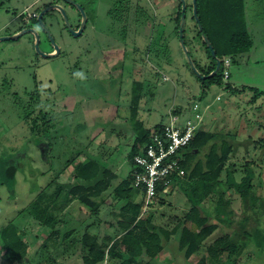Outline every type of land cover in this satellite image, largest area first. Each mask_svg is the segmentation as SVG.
Segmentation results:
<instances>
[{"label": "rangeland", "instance_id": "obj_1", "mask_svg": "<svg viewBox=\"0 0 264 264\" xmlns=\"http://www.w3.org/2000/svg\"><path fill=\"white\" fill-rule=\"evenodd\" d=\"M51 1L0 0V37L22 31L19 27ZM75 1L82 5L88 20L80 36L67 30L60 14L52 11L46 18L60 49L58 55L42 57L36 52L30 33L0 42V228L8 221L14 222L23 232L30 253L28 262L14 260L13 264H83V250L75 233L60 241L56 248H45L43 241L51 229L38 226L22 210L52 180L65 186L73 184L74 163L88 157L116 173V179L105 192L112 202L113 188L131 171L127 153L134 138L129 119L133 81L144 86L138 111V119L144 126L163 124L169 112L186 110L193 101L198 102L206 129L217 130L221 139L234 147L229 170L238 185L245 186L242 169L249 163L257 198L250 203V209L244 208L239 194L227 188L226 183L233 182L222 181L220 188L231 201L233 215L226 219L228 225L221 224L213 237L236 231L245 214L249 217L245 229L259 227L264 232V203H260L264 199L261 162L264 94H256L264 92V0H245V20L252 41L250 51L229 57L228 78L220 85L214 79L204 90L187 66L175 30L178 0H96L93 10L88 1ZM185 1L186 48L192 60L201 66L206 55L195 36L192 0ZM60 2L75 28L78 12ZM35 31L40 33V51L50 53L52 44L38 27ZM157 43V48L163 49L151 51ZM33 91H38L33 98V116L43 108L54 119L48 133L40 130L34 133L22 119L21 107L29 99L25 93ZM205 105L209 109H204ZM130 187L131 200L139 201L141 195ZM53 189L54 185L49 192ZM169 189L174 192L159 196L166 204L157 199L147 211L142 209V214L153 213L154 221L162 223L169 216L186 211L189 205L185 196L175 185ZM214 200L215 195L203 202L206 213L211 214ZM55 209L54 214L68 221L61 228L63 231L79 230L81 225L92 223L91 231L99 234L103 246L105 236L118 237L110 214L113 208L108 204L101 206L98 218L91 217L88 208L76 200L67 203L59 198ZM210 222L214 219L210 218ZM196 223L187 224L196 229ZM175 241L170 240L168 250L164 255L157 254L153 264L197 262V255L185 262L176 251ZM0 264H6L1 249ZM98 264L111 262L105 259ZM236 264H264V244L256 248L248 243Z\"/></svg>", "mask_w": 264, "mask_h": 264}, {"label": "trees", "instance_id": "obj_2", "mask_svg": "<svg viewBox=\"0 0 264 264\" xmlns=\"http://www.w3.org/2000/svg\"><path fill=\"white\" fill-rule=\"evenodd\" d=\"M61 1L66 3L64 0ZM86 1L92 5L93 10L96 0ZM52 3H56V0H52L43 8ZM66 4L77 11L72 5ZM52 13L47 12L42 17V21L48 29L49 24L46 18L51 16ZM196 14L202 30H199L192 16L196 30L195 36L206 55V61L201 66L192 61L201 75L210 74L216 67V61L204 42L202 34L207 37L218 59L223 57L233 58L250 51L252 41L245 20V0H196ZM78 15L77 26L80 21L79 12ZM37 16L38 13L32 18L30 26L35 30L38 27L47 39ZM180 16L181 3L179 1L178 12L174 17L177 34ZM76 27H73V29H76ZM184 38L185 29L183 28ZM184 43L186 45L185 39ZM157 45L158 43L150 50L158 52L163 49L157 48ZM187 66L191 70L188 63ZM192 73L196 75L193 71ZM198 79L202 90L214 79H216L217 84H222V65L220 64L214 76L205 80H201L199 77ZM226 86L228 87V84ZM228 88L234 90L232 87ZM37 92L25 93L29 99L27 104H23L21 107L22 119L34 133L37 134L39 130L48 133L54 126L52 116L50 117L49 113L43 108H39L38 114L33 116L34 107L32 103L33 98L38 96ZM143 94L144 86L142 82L133 81L130 89L129 119L134 138L127 153L131 171L125 179L113 188V200L110 204L113 208L110 214L114 218L115 227L119 233L118 237L105 236L103 241L106 240V246H103L99 234L91 231L92 223L81 225L79 230L69 228L63 231L61 228L67 225L68 221L54 214L57 210L55 208L59 203V198H62L63 202L67 203L76 200L79 204L88 208L91 217H99L100 208L104 204L103 194L111 187L117 175L114 171L100 165L97 160L88 157L74 163L72 179L75 182L73 184L65 186L56 180H52L22 210L34 218L38 226H46L51 229L50 235L43 241V246L45 248L47 246L56 248L60 241L75 233L78 236L77 240L80 248L83 250L81 255L83 264H98L105 259H109L111 264H153L156 255L171 238H175L177 241L178 250L182 252L185 260L193 255L199 257L196 264H225L227 262L236 264L248 243H252L256 248H262L264 232L259 227H255L250 231L245 229L249 219L246 214L238 221L236 231L213 237L218 227L221 224L228 225L229 221L226 222V219H230L233 215L231 201L224 197V191L220 188L222 181L225 182L226 180L228 182V180H231L233 182L232 185L226 183L227 188L234 189L239 194L244 208L250 209V203L255 202L257 198V194L254 192V175L249 163H245L242 169L244 174L242 179H245V186L234 182V176L229 170L232 165L230 159L234 147L228 140H222L220 137L222 134L219 135L217 130H207L200 126L188 148L182 154L181 167L184 170V176L171 177V184L178 187L179 191L185 196L189 207L181 214L169 216L172 224L170 227L165 226L164 223L154 221L153 213L142 214L144 196L140 190L134 188L141 195V199L136 202L131 200L130 186H132L133 156L146 145L152 130L161 126V124H157L149 129L138 119ZM256 94L261 95L264 92L258 91ZM261 148L264 147L261 146ZM261 156V162L264 164V152ZM70 163H72V159L69 160L67 166ZM223 174L224 179H222ZM52 185H54V189L49 192ZM163 189V185L159 184L157 186L156 200L158 199L160 204L164 203V199L159 196L161 194L168 195V190L162 193ZM214 195L216 200L213 201L211 214H208L204 211L202 204ZM120 201H124V203L117 207ZM260 203L262 205L264 199ZM210 218H213L214 222H210ZM189 221L197 222L196 230H191L185 226V223ZM0 243V249L6 264H13L14 260L18 263L28 262L30 257L29 244L25 240L23 232L18 229L14 222L8 221L0 228Z\"/></svg>", "mask_w": 264, "mask_h": 264}, {"label": "built area", "instance_id": "obj_3", "mask_svg": "<svg viewBox=\"0 0 264 264\" xmlns=\"http://www.w3.org/2000/svg\"><path fill=\"white\" fill-rule=\"evenodd\" d=\"M222 77L228 78L230 58L223 57ZM219 97H217L218 99ZM203 121V109L193 101L188 109L171 111L160 128L152 130L146 145L132 159V187L144 196L146 211L156 200L157 186L163 185L162 193L169 190L171 177H183L182 154L188 148L195 132Z\"/></svg>", "mask_w": 264, "mask_h": 264}, {"label": "water", "instance_id": "obj_4", "mask_svg": "<svg viewBox=\"0 0 264 264\" xmlns=\"http://www.w3.org/2000/svg\"><path fill=\"white\" fill-rule=\"evenodd\" d=\"M64 1L66 3L72 5L74 8H76L79 11L80 15H81V21H80V25L78 27V30L75 31V30L72 29V27H71V25L69 23L68 17L66 15V12H65L64 8L62 6H60V5H49V6L45 7V8H43L38 13V16H37L41 28L43 29V31L47 35L48 39L50 40V43L52 44V46L54 48V52H51V53H42L40 51V49H39V35H38V33L34 29H29V30L23 29L22 31H20L17 34L2 36V37H0V42L1 41H7V40H14V39L22 36L23 34H25L27 32H31L33 34V36H34V48H35V50H36L37 53H39L44 58H50V57H54V56L58 55L60 49L56 45V43L54 42V39H53V36H52L50 30L47 28V26L42 21V17L44 16V14H46L47 12H50L52 10L59 11L60 14H61V16H62V18H63V22L65 24V27L67 28V30L73 36H80L83 33V30L85 29V26H86V23H87L86 14H85V12H84V10H83V8L81 7L80 4H78L77 2H75L73 0H64ZM179 1L181 3V16H180L179 27H178L179 43H180V46H181V48L183 50V53L186 56L187 63L189 64V67L191 68V70L201 80H205L207 78H210V77L214 76L217 73V71H218V69L220 67V60L215 56V53H214V51L212 49V46L209 43L207 37L202 34V37H203L204 42L206 43L208 49L210 50L212 57L216 61V67L208 75H201L197 71V69L195 68V66L193 64V61H192L191 57L188 54V50L186 48V45H185L184 39H183V28H184V24H185L186 1L185 0H179ZM192 12H193V18H194L195 22L197 23V26H198L199 30L201 31L202 30V27H201L199 18H198L197 14H196V0H192Z\"/></svg>", "mask_w": 264, "mask_h": 264}, {"label": "crops", "instance_id": "obj_5", "mask_svg": "<svg viewBox=\"0 0 264 264\" xmlns=\"http://www.w3.org/2000/svg\"><path fill=\"white\" fill-rule=\"evenodd\" d=\"M215 99H216V98H215ZM199 105H200V104H199ZM201 107H202V106H201ZM205 108L209 109V105H205V106H204V109H205ZM155 125H157V124H155ZM155 125H154V126H155ZM154 126H153V127H154ZM145 127H146V126H145ZM153 127L149 128V129H152ZM201 127H204V128L206 129V124L204 123V119H203V122H202ZM130 128H131V127H130ZM146 128H148V127H146ZM132 135H133V134H132ZM169 190H170V189H169ZM169 190H168V194L171 193V191H169ZM178 191H179V189H178ZM173 192H174V191H172V193H173ZM172 193H171V194H172ZM103 197H104V204H103V205H105V204L110 205L111 203H110V201L108 200V195L105 196V192H104V194H103ZM161 199H163V198H161ZM73 201H74V200H73ZM71 202H72V201H71ZM166 202H167V201L164 200V203H165V204H166ZM69 203H70V202H69ZM122 203H124V202H123V201L118 202L117 207H119ZM164 203H163V204H164ZM161 219H162V218H161ZM169 219H170V218L168 217V220H167V221H165V222L163 221L164 224H165V226H167V227H170V226L172 225V224H171V221H170ZM156 222H157V221H156ZM160 222H162V221H160ZM163 222H162V223H163ZM187 223H190V224H191V221L186 222V223H185V226H186L187 228L191 229V230H196V229H192ZM196 228H197V226H196ZM215 232H216V231H215ZM171 239H172V238H171ZM171 239H170V240H171ZM169 242H170V241H169ZM169 242L164 244L162 250L158 253V256H159V255H162V254L164 255L165 251L168 250V246H169L168 244H169ZM175 242H176V244H177V241H175ZM169 248H170V247H169ZM176 251L181 255L180 257H182V258L184 259L183 254H182V252H180V251L178 250V247H176ZM156 257H157V256H156ZM191 257H192V256H191ZM191 257H190V258H191ZM197 257H198V256H197ZM160 258H161V257H160ZM190 258H189L188 260H190ZM198 258H199V257H198ZM198 258H197V260H198ZM184 260H185V259H184ZM188 260H185V262L188 261ZM156 261H157V260H156ZM167 263H170V264H171V261H170V262L167 261ZM195 264H196V263H195Z\"/></svg>", "mask_w": 264, "mask_h": 264}, {"label": "flooded vegetation", "instance_id": "obj_6", "mask_svg": "<svg viewBox=\"0 0 264 264\" xmlns=\"http://www.w3.org/2000/svg\"><path fill=\"white\" fill-rule=\"evenodd\" d=\"M61 0H56V3H52V4H50V5H60L61 6V2H60ZM73 1H75V0H73ZM76 2V1H75ZM76 9V8H75ZM52 11H54V12H56V13H58V14H60V12L59 11H57V10H52ZM52 11H50V12H52ZM78 11V10H77ZM79 12V11H78ZM80 14V13H79ZM61 15V14H60ZM66 15H67V13H66ZM36 16V15H35ZM34 16V17H35ZM34 17H30V19H28L27 20V22L26 23H24L23 25H21V27H19L20 29H26V30H29V29H34L33 27H31L30 25H31V21H32V18H34ZM62 17V16H61ZM67 17H68V15H67ZM68 20H69V18H68ZM80 21H81V15H80ZM80 21H79V25H80ZM69 23H71L70 21H69ZM27 25V26H26ZM71 25V24H70ZM79 25L76 27V29H73V27H72V29L73 30H78V27H79ZM19 29V30H20ZM35 30V29H34ZM27 33H30V34H32L31 32H27ZM33 35V34H32ZM38 35H39V41H40V33H38ZM46 35V34H45ZM47 36V35H46ZM34 37V36H33ZM47 39H48V37H47ZM34 42V41H33ZM48 43L49 44H51L50 43V40L48 39ZM51 52H54V48L50 51V53Z\"/></svg>", "mask_w": 264, "mask_h": 264}]
</instances>
